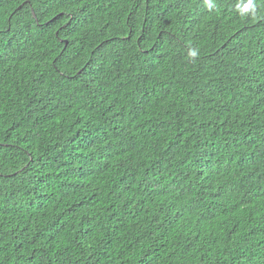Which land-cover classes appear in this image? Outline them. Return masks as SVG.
I'll return each mask as SVG.
<instances>
[{
	"label": "trees",
	"instance_id": "obj_1",
	"mask_svg": "<svg viewBox=\"0 0 264 264\" xmlns=\"http://www.w3.org/2000/svg\"><path fill=\"white\" fill-rule=\"evenodd\" d=\"M0 264H264V0H0Z\"/></svg>",
	"mask_w": 264,
	"mask_h": 264
}]
</instances>
